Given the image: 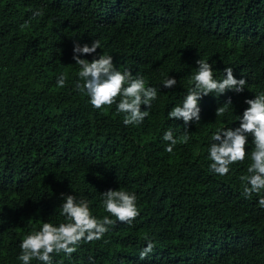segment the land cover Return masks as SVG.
Instances as JSON below:
<instances>
[{"label": "trees", "instance_id": "obj_1", "mask_svg": "<svg viewBox=\"0 0 264 264\" xmlns=\"http://www.w3.org/2000/svg\"><path fill=\"white\" fill-rule=\"evenodd\" d=\"M36 10L43 15L33 18ZM94 40L101 49L81 59L111 55L117 70L158 89L167 76L177 80L173 89L161 86L142 124L125 126L115 104L94 109L75 88L74 43ZM198 59L213 65L217 80L233 68L245 90L203 97L189 142L169 154L163 134L180 137L184 122L167 113L182 104ZM61 73L64 88L56 83ZM260 93L264 0H0V264H22L26 235L65 222L61 193L87 199L99 219L109 215L108 189L135 193L140 215L82 242L71 257L54 254L53 264H264V209L259 196L242 195L240 180L253 137L245 161L226 176L208 170L211 134L239 127L245 100ZM229 97L228 113L216 117ZM147 240L154 252L140 260Z\"/></svg>", "mask_w": 264, "mask_h": 264}, {"label": "clouds", "instance_id": "obj_2", "mask_svg": "<svg viewBox=\"0 0 264 264\" xmlns=\"http://www.w3.org/2000/svg\"><path fill=\"white\" fill-rule=\"evenodd\" d=\"M41 15L42 10L33 12V18ZM97 49H101L99 40H94L90 46L74 43L72 59L79 65V79L75 88L87 95L94 109L111 108L115 104L116 112L123 114L125 126H138L143 123L150 114L153 101L158 98L161 86L173 89L177 85L175 78L167 76L159 89L146 86L145 79L139 74L134 77L129 70L123 72L117 70L111 55L102 54L98 59L93 58L91 62L81 59L82 55H92ZM196 64L198 67L191 78L192 86L189 87L182 104L173 107L167 113L169 119L184 122V133L180 137H174L172 130H167L163 134V140L167 142L165 151L169 154L173 153L178 143L189 142L188 126L192 122H200L199 102L203 97L210 94L219 97L228 91L239 94L245 90L246 80L236 79L233 68L226 67L224 69L226 76L222 80H217L213 75L212 64L203 59H198ZM67 79L66 74L58 75L57 86L64 88ZM245 103L248 107L242 116H239V127L219 128L211 134L208 146V159L211 162L208 170L212 174L224 177L229 173L231 165L243 163L247 155L245 146L250 134L254 147L250 153L248 174L240 177L242 195L246 199H251L253 195L259 196L258 205L264 209V196L260 195L264 191V93L256 95L254 99H246ZM142 105L147 106V110L142 111ZM229 106H232L230 97L216 109V117H224L229 111ZM102 196L104 210L109 215L98 219L92 214L87 199H77L75 195L61 193L60 215L65 218V222L59 223L58 226L44 222L39 230L34 229L26 235L20 244L21 253L17 259L22 264H31L33 260H38L42 264H53L54 254L64 253L71 257L82 242L100 241L117 222L131 225L140 215L135 193L122 189H108ZM110 217H115V220ZM104 242L108 243L106 240ZM154 249V242L147 240L146 247L139 253L140 260L149 257Z\"/></svg>", "mask_w": 264, "mask_h": 264}]
</instances>
